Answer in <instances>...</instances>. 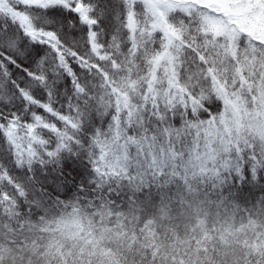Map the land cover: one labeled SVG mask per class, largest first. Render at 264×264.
I'll return each mask as SVG.
<instances>
[{"label": "snow or ice", "instance_id": "snow-or-ice-1", "mask_svg": "<svg viewBox=\"0 0 264 264\" xmlns=\"http://www.w3.org/2000/svg\"><path fill=\"white\" fill-rule=\"evenodd\" d=\"M0 264H264V0H0Z\"/></svg>", "mask_w": 264, "mask_h": 264}]
</instances>
